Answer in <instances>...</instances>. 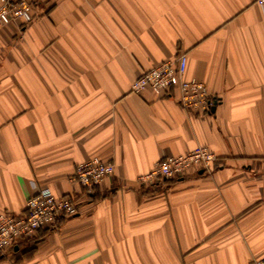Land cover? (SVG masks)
<instances>
[{"label":"crops","instance_id":"obj_1","mask_svg":"<svg viewBox=\"0 0 264 264\" xmlns=\"http://www.w3.org/2000/svg\"><path fill=\"white\" fill-rule=\"evenodd\" d=\"M187 56L211 113L178 90L131 87ZM200 147L212 172L142 186L167 156ZM98 159L91 193L70 181ZM79 214L19 241L0 264H258L264 261V8L258 0H37L34 22L0 24V214L36 188Z\"/></svg>","mask_w":264,"mask_h":264},{"label":"built area","instance_id":"obj_2","mask_svg":"<svg viewBox=\"0 0 264 264\" xmlns=\"http://www.w3.org/2000/svg\"><path fill=\"white\" fill-rule=\"evenodd\" d=\"M36 2L37 0H0V24L33 23ZM258 5L264 8V0H258ZM186 69L187 56L179 54L173 60L164 61L151 70L144 71L135 80L131 90L140 94L150 89L160 96L178 90L184 110L211 113L216 99L209 94L203 83L186 80ZM217 161V156L207 147H200L186 155L167 156L156 164L151 173L141 176L139 183L142 186L163 183L184 177L192 171L209 173L217 167ZM113 173V164L94 159L79 164L70 181L91 193ZM78 214V204L72 197H56L48 187L36 188L23 213L0 214V256H5L19 241H32L40 230H55L62 220ZM258 264H264V261Z\"/></svg>","mask_w":264,"mask_h":264}]
</instances>
